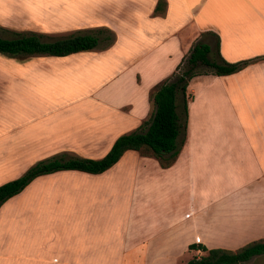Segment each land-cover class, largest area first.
<instances>
[{"label":"crops","instance_id":"obj_1","mask_svg":"<svg viewBox=\"0 0 264 264\" xmlns=\"http://www.w3.org/2000/svg\"><path fill=\"white\" fill-rule=\"evenodd\" d=\"M71 1L57 0L51 13L63 16L62 5ZM93 1L143 16L155 43L135 62L145 60L153 72H134L136 97L96 91L85 96V104L82 98L62 104L54 97L9 94L53 76L57 56L0 66V184L24 172V150L60 148L100 158L115 139L104 138L101 121L116 133L137 128L150 111L151 86L170 76L196 40L213 50L218 37V54L226 62L264 55V0H166L161 16L150 14L156 0ZM21 2L24 9L9 10L5 18L24 20L28 2ZM109 22L100 17L51 27L67 31L100 23L119 42L121 34ZM188 95L184 141L168 167L127 150L103 172L43 174L2 202L0 264H172L179 249L191 251L190 243L233 250L264 237V57L228 75H196L186 85ZM220 103L222 109L214 108ZM104 143L103 150L94 149ZM129 161L132 173H122ZM191 252L195 258L201 253Z\"/></svg>","mask_w":264,"mask_h":264},{"label":"rangeland","instance_id":"obj_2","mask_svg":"<svg viewBox=\"0 0 264 264\" xmlns=\"http://www.w3.org/2000/svg\"><path fill=\"white\" fill-rule=\"evenodd\" d=\"M6 1L14 2L18 6L19 4H23L21 0H0V37L2 38H11L14 35V31H19L24 33H38L43 35V40L53 41L69 34H83L92 31L96 32L97 29L98 31L100 30L98 32V44L94 48L77 52V54H74L77 60L73 62L70 60V56L72 55L54 57L59 63L52 68V70H54L53 76L45 79L41 84L32 85L29 82L23 83V91H20V89L15 90V88L9 91V94L11 92V97L29 96L44 97L45 99L54 97L52 100H58V102L60 101L62 104L68 101V99L73 98H77V100L82 98L80 100L83 101L86 95L90 97L96 91H102L105 97H136L138 91L134 84V72H142V75L145 76L153 72L147 65L146 67L143 65L145 60L135 62L139 59V53L147 50L153 42L155 43V41L150 42L149 37H147L149 36L148 32L150 26L147 21L144 22L142 20L143 16L137 17L127 13V10H125L128 8L127 6H103L102 4H97V1L93 0H72L71 3L67 2L65 5H62V9L66 10L65 14L62 16L61 14L53 15L51 13L53 4L56 3L57 0H24L28 2L26 4V10L29 13H25L24 20L21 21L20 18H14L13 15L9 19L5 18L9 10H13L12 13H16L17 10L23 8L20 6L9 8L5 6ZM22 6H24V4ZM120 9H123L124 12H119L118 10ZM14 15L19 17V14ZM100 17H104L108 21L110 20L109 23L117 27V31L121 34L119 42L114 43L116 41L115 31L100 23H92L91 25L83 24L81 28H73L67 31H59L51 27L72 26L79 22L90 24V21H95L96 18L98 19ZM40 20L45 22L39 23L38 21ZM47 57L52 56L34 54L9 58L0 54V66H15L22 62L24 65L46 63L51 61V59ZM200 69L206 68L202 67ZM110 78L112 79L111 81L109 80ZM6 95L7 94L4 96ZM177 98L176 104L178 107L176 111L180 113L179 102L181 95L179 93L177 94ZM212 103L211 100L209 105ZM82 104H85V102L83 101ZM214 108L222 109V104H217ZM83 113H86V111L83 110ZM104 114H106V112H104ZM75 121L80 124L84 123V119L80 117L75 118ZM101 125L104 127L102 132L104 133L105 139H114L116 136L132 131L124 130L120 133H116L114 131V125H110L109 128H107L106 120H103V122L101 121ZM105 147L106 144L104 143L102 146H94V149L103 150ZM71 156H76L74 151L60 148L56 150H45L41 148L29 151L24 150V170L38 159H49L53 157L67 158ZM149 160L153 161L152 159ZM132 164V161L123 163L121 166L122 173H132ZM193 253L194 252L191 251L185 253L184 250L179 249L176 252L177 261L172 264H181L185 262ZM249 263L252 262L248 261V264Z\"/></svg>","mask_w":264,"mask_h":264},{"label":"trees","instance_id":"obj_3","mask_svg":"<svg viewBox=\"0 0 264 264\" xmlns=\"http://www.w3.org/2000/svg\"><path fill=\"white\" fill-rule=\"evenodd\" d=\"M166 0H156L151 8V16L163 15ZM100 31V30H99ZM96 32L69 34L53 41L43 40L41 34L13 32V37H0V54L9 57L46 55L66 56L79 51L90 50L98 44ZM213 50L210 46L196 40L175 65L170 76L161 80L148 91L150 111L145 120L134 130L115 137L109 149L100 158L71 156L40 159L28 166L18 177L0 184V204L20 192L33 178L61 170H76L86 173H100L112 166L124 151L134 150L139 156L151 157L160 168H166L174 161L185 137L186 85L196 75L209 73L215 76L228 75L258 56L244 61L226 62L219 56L218 37L215 36ZM206 69H200V68ZM181 95L179 109L181 117L175 112V99ZM188 250H199L198 257L190 256L181 264H264V237L249 241L233 250L225 248H206L199 244H188Z\"/></svg>","mask_w":264,"mask_h":264}]
</instances>
